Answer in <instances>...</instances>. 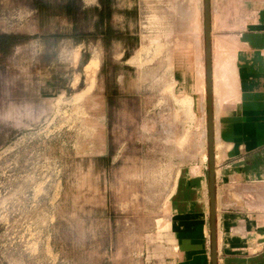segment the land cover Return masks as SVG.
Returning a JSON list of instances; mask_svg holds the SVG:
<instances>
[{"label": "rangeland", "instance_id": "1", "mask_svg": "<svg viewBox=\"0 0 264 264\" xmlns=\"http://www.w3.org/2000/svg\"><path fill=\"white\" fill-rule=\"evenodd\" d=\"M49 1L0 0V264H163L178 186L209 169L193 1L113 0L107 47L72 38L94 33L98 0L76 21ZM226 1L211 0V43L245 17V0ZM217 8L229 28L214 35Z\"/></svg>", "mask_w": 264, "mask_h": 264}, {"label": "crops", "instance_id": "2", "mask_svg": "<svg viewBox=\"0 0 264 264\" xmlns=\"http://www.w3.org/2000/svg\"><path fill=\"white\" fill-rule=\"evenodd\" d=\"M259 2L245 0L240 30L228 34L235 35L237 91L218 110L212 66L217 264H264V0ZM196 36L191 43L197 64L203 43ZM220 142L222 160L216 158ZM198 172L186 186L179 184L173 199L163 264H210L209 172Z\"/></svg>", "mask_w": 264, "mask_h": 264}, {"label": "bare ground", "instance_id": "3", "mask_svg": "<svg viewBox=\"0 0 264 264\" xmlns=\"http://www.w3.org/2000/svg\"><path fill=\"white\" fill-rule=\"evenodd\" d=\"M191 1H193V3H191L192 4L191 7L193 8L191 11H193L192 12L193 14L195 12L196 13L194 15L191 14V15H193V17L190 16V17H192V23H191V20L188 21V17H189L188 15L189 14L186 13V16H188L186 18L187 19L186 21H188L190 23L191 27L194 24L193 28H189V29H191L190 31H192V33L196 34L200 38V39H198L196 36V39L199 40V42H201L202 38L200 37V35H201L200 28H201V20L202 19H201V7L198 6L200 1L198 3H196V0L195 1L191 0ZM216 1L218 2V0H216ZM224 1H226V0H224ZM224 1L222 0V2H224ZM220 2H219V4L222 5V3H220ZM226 2H228L229 5H231L229 3L231 1L227 0ZM202 4H203V2H202ZM219 4H217V5L220 6ZM224 4H223V6H224ZM188 5H187V8H189ZM222 7H220V8H222ZM225 7H223V8H225ZM184 8L186 9V7H184ZM220 8L219 9L217 8V11H216L217 13L214 14V21H213V23H214V35H216L215 32H217V31H223L224 29L229 28L228 27L229 25L227 24L226 19L229 16V13H230L229 10L230 9L227 10L228 8L227 9H220ZM186 10H188V9H186ZM199 16H200V19L198 21H196L197 17L199 18ZM190 17H189V19H190ZM189 23L186 25L189 26ZM186 28H187V26H186ZM187 30H188V28H187ZM226 37L222 36V35L214 36L213 41H212L213 49H214V55H213L214 62L212 65L213 66V73H214V75H213L214 97H215V102H214L215 104L214 105L216 106L217 110L220 109L221 105L224 102L231 100L232 95H234L235 92L237 91L236 78H235V47H234V42L231 39H227L229 37H227V38ZM192 38H193V36H192ZM232 39H234V38L232 37ZM192 40H194V39H192ZM200 48H201V46H200ZM203 56L204 55H202V53H200L199 60L197 62L198 76H200V79L202 80L201 85H203V86H200L201 87L200 91H201L202 96L205 95V91H206L204 88V81H203L204 77H205L204 76V73H205L204 67L205 66H204ZM194 76H195V74H194ZM211 83H212V67H211ZM198 93H199V91H198ZM212 97H213V89H212ZM203 119L204 118H202V120ZM203 125H204V122H203ZM199 134L203 137L205 136L204 132H200Z\"/></svg>", "mask_w": 264, "mask_h": 264}, {"label": "water", "instance_id": "4", "mask_svg": "<svg viewBox=\"0 0 264 264\" xmlns=\"http://www.w3.org/2000/svg\"><path fill=\"white\" fill-rule=\"evenodd\" d=\"M204 4V49L206 72V111H207V143L209 161V202H210V237L211 264H217L216 255V209H215V166H214V134L212 111V83H211V40H210V0H203Z\"/></svg>", "mask_w": 264, "mask_h": 264}, {"label": "trees", "instance_id": "5", "mask_svg": "<svg viewBox=\"0 0 264 264\" xmlns=\"http://www.w3.org/2000/svg\"><path fill=\"white\" fill-rule=\"evenodd\" d=\"M61 1L62 3L65 2V6L63 7L65 15L69 17L72 21H76L78 14L81 10L79 2L80 0ZM32 2L34 9H36L38 12H47L52 8L49 0H32ZM112 7L113 0H98V6L91 10L92 17L94 19V33L87 35H77V33L75 32L72 38H75L76 40L84 39V37H90L92 39L100 38L101 41L104 42V45L106 47L113 41L119 40L116 35V32L113 30L111 25Z\"/></svg>", "mask_w": 264, "mask_h": 264}]
</instances>
